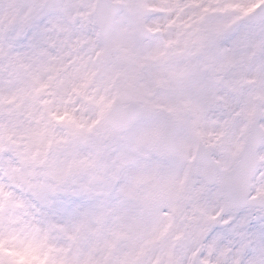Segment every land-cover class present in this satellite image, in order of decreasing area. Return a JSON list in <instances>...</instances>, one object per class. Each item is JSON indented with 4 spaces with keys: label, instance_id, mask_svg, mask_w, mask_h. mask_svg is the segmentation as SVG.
<instances>
[{
    "label": "snow or ice",
    "instance_id": "1",
    "mask_svg": "<svg viewBox=\"0 0 264 264\" xmlns=\"http://www.w3.org/2000/svg\"><path fill=\"white\" fill-rule=\"evenodd\" d=\"M0 264H264V0H0Z\"/></svg>",
    "mask_w": 264,
    "mask_h": 264
}]
</instances>
